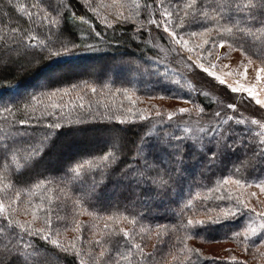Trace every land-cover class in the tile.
Masks as SVG:
<instances>
[{
    "label": "snow or ice",
    "instance_id": "1",
    "mask_svg": "<svg viewBox=\"0 0 264 264\" xmlns=\"http://www.w3.org/2000/svg\"><path fill=\"white\" fill-rule=\"evenodd\" d=\"M5 7L8 11L0 12V68L19 70L43 59L67 63L114 45L127 49L135 44L140 55L120 52L111 58L110 68L90 73L89 79L62 74L44 79L18 93L14 102L0 105L7 114L0 128V264H46L53 249L62 264H249L232 249L219 257L187 245L194 235L205 238L212 225L227 227L225 237L236 240L242 252L254 249L253 259L264 257V172L254 174L264 170V0H7ZM193 24L196 30H190ZM191 38L196 39L190 46ZM154 49L171 54L174 67L158 55H146ZM233 53L243 69L236 73L242 81L218 75ZM201 73L225 98L215 99L188 81L186 74ZM143 77L153 81L152 98L174 96L187 106L141 109L129 88L115 87L134 85ZM117 96L128 105L107 102ZM241 109L252 114L245 116ZM17 114L23 118L17 120ZM137 121L145 130L130 156L115 147V129L109 128L112 135L102 149L63 160L55 176L17 179L51 155L61 137L84 126ZM237 153L227 176L208 184L194 179L177 193L180 179L187 180L188 161L198 158L211 170L225 155ZM86 182L87 191L81 187ZM111 183L123 186L125 203L133 207L179 195L172 200L177 223L171 229L158 225L164 231L155 233L172 242L165 245L167 252L159 247L146 251L142 237L137 240L135 216L131 231L121 229L116 216H107L117 226L104 223L103 239L93 231L97 225L79 219L82 214L99 219L87 205H93L98 188ZM30 186L71 194L55 204L44 196L33 203ZM201 188L205 191H197ZM61 205L72 209L71 215H61ZM199 226L203 232L196 231ZM69 230L72 239H62L61 231Z\"/></svg>",
    "mask_w": 264,
    "mask_h": 264
},
{
    "label": "trees",
    "instance_id": "2",
    "mask_svg": "<svg viewBox=\"0 0 264 264\" xmlns=\"http://www.w3.org/2000/svg\"><path fill=\"white\" fill-rule=\"evenodd\" d=\"M24 0H14V3H22ZM7 3V0H0V12L8 11V8L5 7ZM18 15V14H17ZM2 17H0V22H2ZM196 25L193 24L192 28L190 30H196ZM110 34V33H109ZM159 51V50H158ZM120 52H129L133 53L137 56L140 55V50L133 44L131 48H123V47H117L113 46L110 49H107L103 52L99 53H83L80 54L77 57H72L69 59L67 63H61V64H55L52 63L48 59H43L39 61L38 65H32L31 67L22 68L19 70L12 69V68H0V105L7 103L9 101H15L18 99V93L23 92L26 89H31L35 85H37L39 82H41L44 79L55 77L57 75L62 74L63 76L67 78H86L89 79V74L91 72L88 71H80L81 66H85L84 63L89 62L91 60H95L98 63V67L100 69L106 70L111 67L110 61L113 56H118ZM157 51H147L146 55L153 56L156 55ZM160 56V55H159ZM164 55H161L160 58H163ZM76 64V65H74ZM78 71L76 72L73 67L78 66ZM168 67H172L168 65ZM76 68V67H75ZM73 69V70H72ZM45 71L47 72V76H45ZM60 71V72H58ZM163 71V69H161ZM173 80L177 79L178 77L172 76ZM152 82L147 80L144 81L141 79L139 82L135 83L134 85H129L127 83L121 84L117 83L115 87H127L130 89V93L133 96V99L137 101V107L141 109H147V106L142 101L141 98L143 97H152L149 95V93L153 90L154 86H151ZM174 93L177 91V89L173 88L171 89ZM185 91H187V86L185 85ZM156 97H159L157 95ZM165 98H175L174 96H165ZM108 103L113 104V106H118L121 102L128 105V100L126 98H122L120 96H117L115 99L108 98ZM209 101H206V103ZM144 106V107H143ZM15 112V109H13ZM7 116L6 113L0 112V128L4 126L3 121L5 117ZM17 120L20 118H23L21 114H17L15 117ZM146 123V122H144ZM96 128H106L104 126H96V125H89L84 126L83 130L88 129H96ZM108 128H114L115 130L123 131V136L117 137L114 140L115 147L117 149L122 150L124 153H126L128 156H130L134 149L133 142L138 139L139 135L143 134V131L145 129L142 128L141 122L137 121L136 124H126V125H110ZM123 129V130H121ZM82 130V131H83ZM149 131H153L149 129ZM75 137H68L64 136L61 137L58 149L54 151L51 155L46 156V158L55 155V161L56 162H62L66 157V152L69 150L70 146L77 145L75 140L79 139ZM80 140V139H79ZM78 142V140H77ZM80 142V141H79ZM82 142V141H81ZM95 143V142H94ZM98 143V140H97ZM103 146H100L98 148L92 149L98 150L102 149ZM86 152H91L89 150H86ZM68 153V152H67ZM85 153V152H80ZM78 153V154H80ZM239 153L236 155L233 154H227L222 158L221 163L216 165L213 169L209 170L207 167L204 166V162L199 160L198 158H193L191 161L187 162V172L185 173L187 180L180 179V182L177 186V193L180 192L181 188H184L186 191V185L192 184L194 179L195 180H203L205 184H208L211 181H216L221 178V176H227L229 174V168L231 167V162L237 158ZM46 158L37 163L33 168L28 169L22 176H18L17 179L22 181H29L34 178H39L42 175H49L55 176L56 172L54 169H45L42 165L46 164L45 160ZM45 162V163H44ZM20 168L23 169L24 163L23 161H19ZM261 172H264L262 169H258L256 173L254 174H261ZM214 173V175H213ZM121 185L119 183H111L106 188H98L96 190V197L93 200V205H87L89 211H94L98 214L99 219H96L94 217H90L87 214L79 215V219L82 221L88 222L89 227L92 225H97V227L93 228V231L97 233V238L103 239V224L109 223L110 227H116L117 225L115 223L109 222L106 220V217L109 215H114L119 219L118 226L121 229H133V224L130 223V220L133 216H135V219L139 221V223L135 226L136 233H139L137 236V240L143 239L144 244L147 245L146 251H153L157 247L162 248L165 252H167L168 248L165 246L166 244L168 246L171 245V241H169L168 236L164 235L161 237L156 236V232L160 231L163 232V229L157 228L158 225H166L169 229H171L173 224L177 223V216L174 215V212H178L177 205L172 202L173 199H179V195H175L170 198L167 195L161 196L156 200L151 201L147 206L143 204H136L134 207L131 204L125 203V197L126 193L123 190H120L118 193L116 192V188ZM83 190L87 191L89 184L86 182L84 185L81 186ZM29 190H32L35 192V195L33 197V203H39L41 196H44L48 198L51 202L54 204L59 200V198L67 193H61L56 188H52L50 191H42L37 190L34 187L30 186ZM197 191L204 192L205 189H197ZM106 195H110L111 197H105ZM47 206V205H46ZM73 210L67 207H64L61 205V215H65L66 213L68 215H71V212ZM136 213H140V215H136ZM147 214L146 218H141ZM127 216L128 219H120L121 217ZM29 217H20V219H26ZM203 218V217H198ZM232 228L238 227V223L235 221H229L227 222ZM141 229H143V232H141ZM227 227H223L221 225H212L210 227V230L208 231L205 238H201L200 236H193L192 239H189L186 241L187 245L189 247H196V243H206L211 244L214 242H220V241H231L236 243L238 246V243L234 239L226 238L224 233L227 232ZM87 231V229H85ZM197 232H203L204 228L203 226H199L196 228ZM74 236V233L69 230L67 232L61 231V238H67L72 239ZM208 237H211L210 239ZM114 239H120L122 240V236H117ZM110 246V245H109ZM2 247V245H0ZM200 249V248H199ZM201 250V249H200ZM202 251V250H201ZM203 252V251H202ZM211 256V255H208ZM159 259V257H157ZM46 264H62L61 259L59 258V255L56 250H51L47 254Z\"/></svg>",
    "mask_w": 264,
    "mask_h": 264
},
{
    "label": "rangeland",
    "instance_id": "3",
    "mask_svg": "<svg viewBox=\"0 0 264 264\" xmlns=\"http://www.w3.org/2000/svg\"><path fill=\"white\" fill-rule=\"evenodd\" d=\"M153 35H156V33H153ZM185 38L189 39V37H185ZM195 39L196 38L190 39V46L192 44V41ZM156 51H157L156 55H158V56L164 55V57L160 58V59L164 60L167 65L174 67V65L169 63V61H171V59H172L171 54H169L167 52L158 51V49H156ZM220 51L223 52L224 50L221 49ZM237 61H238V54L233 53V56L231 59L223 61V65H226L227 67H223V66L220 67V69L218 71V75L224 76V78L229 80L230 82L235 81L238 78L242 81L243 77L242 76L237 77V75H236L237 72L243 71V69L239 67ZM214 62L220 63L219 61H214ZM97 63L98 62L95 60H91L89 62H86V63H84L85 66H81L80 71L85 70V71H88L91 73H93V72L100 73V74L104 73L106 70L100 69L98 67ZM74 65H76V64H74ZM75 67H73V69L77 72L79 64H78V66H75ZM249 71H251V67L249 68ZM58 72H60V71H58ZM44 74H45V76L48 75L46 71ZM186 75L188 77L189 82L197 85V87L202 88L203 91L209 92L211 97H213L215 99L225 98L221 88H216L213 84H211L210 82H208L204 79L205 74L201 73L200 75H193V74H186ZM141 79H143L144 81H147V80L151 81L152 82L151 86H154L153 81L150 78L143 77ZM133 96H134V94H133ZM141 99H143V100H139V101H142L145 104V106H147V109H151L152 105H157L161 109L172 111V110H174L173 106H187L183 103L182 100H179L176 98H165L164 97L163 99H161L160 97L152 98V97L147 96V97H143ZM241 111L243 112V114L245 116H250L252 114L251 110L244 111L243 109H241ZM114 134H115L116 138L117 137L121 138L124 133H123V131L118 132V130H115ZM110 135H112V133H110L109 128L88 129V130L76 132L74 134L66 135L68 137H75L74 139L79 138L80 140L76 139L75 142L77 145H75L73 147L72 146L69 147L70 149L67 150L68 153L66 152L65 159H68L71 156L77 155L80 152H86V150L92 151V149H94V148L104 146L105 142L109 139ZM77 140H78V142H77ZM97 140H98V143H97ZM57 147H58V145H57ZM57 147L54 151H56L58 149ZM54 159H55L54 154L52 156H50L49 158L47 157L45 160L46 164L42 165L43 168H45L46 170L47 169L51 170V169H55L56 167H58L61 162H56ZM229 187H234V186L230 185ZM123 189H124L123 186L119 185L115 190L118 193L120 190H123ZM251 191H257V190L255 188H253V189H251ZM105 197L110 198L111 196L106 195ZM261 199H264V196H262ZM253 203H255V201H253ZM196 246H197V248H200L204 252L205 255H218L219 257H225V256L229 255L227 250L232 249L233 255H236L239 259L248 260L249 264H264V257L257 256L255 259L252 258L250 253H251V251H254V249H250L249 253H244L240 250V247L237 246L236 243L231 242V241H220V242H214L211 244H206V243H199L198 244V243H196ZM261 251H264V248H262Z\"/></svg>",
    "mask_w": 264,
    "mask_h": 264
}]
</instances>
